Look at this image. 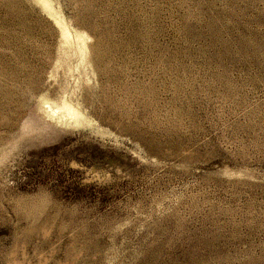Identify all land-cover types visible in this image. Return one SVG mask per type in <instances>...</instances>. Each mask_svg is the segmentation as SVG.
<instances>
[{
    "label": "rangeland",
    "instance_id": "1",
    "mask_svg": "<svg viewBox=\"0 0 264 264\" xmlns=\"http://www.w3.org/2000/svg\"><path fill=\"white\" fill-rule=\"evenodd\" d=\"M0 264H264V0H0Z\"/></svg>",
    "mask_w": 264,
    "mask_h": 264
}]
</instances>
